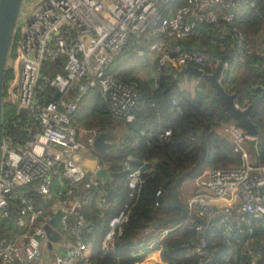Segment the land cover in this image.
<instances>
[{
	"label": "built area",
	"instance_id": "built-area-1",
	"mask_svg": "<svg viewBox=\"0 0 264 264\" xmlns=\"http://www.w3.org/2000/svg\"><path fill=\"white\" fill-rule=\"evenodd\" d=\"M173 1L39 0L32 14L19 12L14 30L22 33L17 56L13 59L10 51L6 62V71L13 72L14 78L5 85L3 103L11 101L16 112L11 119L2 118L1 123L0 217H9L13 208L20 231L13 239L0 240V264H93L96 230L86 211L108 206L100 189L103 182L96 176L106 165L98 159L93 167H87L75 158V154L84 157L82 150L95 148L94 140L102 132L78 128L72 122L83 97L97 89L112 117L133 121L135 91L108 73L128 42L143 36L153 39L149 62L154 61L152 88L156 89L163 73L189 66L202 70L200 66L208 59L184 49L180 42L203 24L231 26L234 10L244 0H188L171 9L168 6ZM234 39V51L222 62L220 79L233 78L234 69L242 68L250 50L241 32L236 31ZM223 131L239 154V165L204 169L185 201L186 219L159 230L146 242L149 253L160 254V241L186 225L194 237L184 246L198 257L197 264H210L213 252L209 240L214 227L222 235H243L264 226V165L254 164L248 150L249 144L256 149L257 138L247 136L233 123L225 125ZM169 134L168 130L161 132L158 139L166 140ZM143 164L128 172L130 197L142 182ZM29 186L33 195L26 193ZM126 208L111 220L107 241L121 232ZM57 216L61 225L53 228L50 221ZM47 228L58 231L57 240L49 239ZM35 235H40L39 241ZM148 235L146 230L142 234ZM245 253L250 264L261 258L251 246ZM135 264L164 263L160 258Z\"/></svg>",
	"mask_w": 264,
	"mask_h": 264
},
{
	"label": "trees",
	"instance_id": "trees-1",
	"mask_svg": "<svg viewBox=\"0 0 264 264\" xmlns=\"http://www.w3.org/2000/svg\"><path fill=\"white\" fill-rule=\"evenodd\" d=\"M187 2L174 0L168 7L176 9ZM234 13L231 26H197L180 44L188 51L216 50V56L200 66L210 74L216 68L218 56H229L234 51L236 31L248 39L250 50L245 56L242 72L232 87L224 89L227 93L237 94L239 106L250 108V118L260 134L256 149L249 144L248 150L254 164L264 165V56L261 55L264 53L261 39L264 36V0H244ZM152 40L149 36L131 39L108 72L115 81L135 91L137 102L133 121L112 117L97 89L83 97L72 117L78 128L98 129L111 135L110 147L102 152L92 149L109 172V179L100 186L108 206L101 211H86L96 230L91 255L93 264L140 262L148 252L146 242L160 228L176 226L170 224L167 227L161 223L154 226L155 222L179 213L167 204L176 178L183 176L178 183L179 189L186 178L194 181L206 168L231 167L240 163L230 136L223 131L225 125L237 123L226 117L224 101L216 96L204 79L196 78L185 70L167 72L159 77L158 87L152 88L153 80L146 77ZM194 78L198 84L192 86L190 83ZM173 100H178V103L174 105ZM166 130L170 132L168 138L159 140V133ZM145 162H151L152 166L141 174L142 182L129 199L125 210L127 219L121 225V232L107 241L111 220L121 214L130 196L128 172ZM31 189L32 186L27 187L26 193L33 195ZM34 199L37 200L35 196ZM10 212L9 217H0V240L13 239L20 231L15 221V210L11 208ZM145 230L150 235L142 236ZM213 232L209 240V249L213 252L210 264H250V257L245 253L248 246L261 253L257 264H264V226L243 235H222L217 227ZM193 237L194 232L186 225L170 231L160 241L163 263L197 264L198 257L184 246Z\"/></svg>",
	"mask_w": 264,
	"mask_h": 264
},
{
	"label": "water",
	"instance_id": "water-1",
	"mask_svg": "<svg viewBox=\"0 0 264 264\" xmlns=\"http://www.w3.org/2000/svg\"><path fill=\"white\" fill-rule=\"evenodd\" d=\"M23 0H0V131H1V123H2V109H3V89H4V77L6 73V62L10 54V49L12 46V41L14 37V30L16 27L18 15L22 6ZM190 20H193L192 18ZM198 52H202V49H197ZM226 55L217 57V65L214 71L210 74L205 73L204 71L197 69L196 67H186L185 71L191 73L196 78L204 79L215 91L216 96L223 100L225 103V115L227 118H232L236 121L237 125L240 126L245 134L252 138H257L260 134L259 129L256 124L250 118V108L249 107H239L236 105L237 94L235 93H227L224 87L220 83L221 70H222V62L227 58ZM111 135L107 132L99 133L94 140V147L102 152L106 148L111 146V142L109 139ZM152 166L151 162H145L140 167V172L146 171L148 168ZM96 176L101 178L102 182H106L109 179V172L107 168H101L96 171ZM183 178L180 176L176 178L173 186H172V194L171 199L167 201L168 206L171 208H175L179 210V213L176 216H172L166 218L163 221L155 222L156 226L158 223L162 225H170L181 224L187 217V206L184 201L181 200L179 195L178 183ZM260 196L262 193L260 191ZM130 196L126 201V205L128 204ZM124 208L121 212L123 213ZM120 214V215H121ZM58 222L59 216L55 218ZM46 232L50 240H57L59 233L57 230L52 228H47ZM36 241L40 240V235L34 236ZM51 243L49 241L48 247H50Z\"/></svg>",
	"mask_w": 264,
	"mask_h": 264
},
{
	"label": "rangeland",
	"instance_id": "rangeland-1",
	"mask_svg": "<svg viewBox=\"0 0 264 264\" xmlns=\"http://www.w3.org/2000/svg\"><path fill=\"white\" fill-rule=\"evenodd\" d=\"M37 2H39V0H23V3H22L20 11H22V12L25 11L27 16L32 14L34 12L33 6ZM18 19H19L18 20V22H19L20 18L18 17ZM21 35H22L21 31H18V32L14 33V37H13L14 45H12V47L10 49L11 54H12L11 56H12L13 59H15L16 56H17V46H18V43H19V41L21 39ZM261 39L263 40V45H264V36H262ZM215 53H217L216 50L212 51L210 49H206L204 52H202L200 54H202L205 59H210V58H212V56H216ZM261 55L264 56V53H261ZM148 64H149V69H148L146 77H148V79H150V78L152 79L153 75L155 74L154 67H153L154 61H150ZM12 78H14V73L13 72H6L5 73L3 98L7 97L5 85H6L7 81L9 79H12ZM190 84L192 86L198 84L197 79L194 78L191 81ZM15 112H16V107L14 106V104L11 101H9L8 103H3L2 118L11 119L15 115ZM220 131H221V129H220ZM115 132H116L117 136H120V132H118L117 130ZM80 138L85 140L86 139V135H80ZM81 153L84 156L83 158L81 157L80 154H75V158L77 160H79V161H82V160H84V162L87 161L86 162L87 165L85 164V166H87V167H89L88 166L89 164H92L91 167H93L94 164H95V160L99 159L98 155L92 149L82 150ZM194 182H195V180L193 181L192 178H186L182 182V184L180 185L179 194H180L181 200H183L184 202L186 201V199H187L188 195L190 194V192L193 191L192 189H193V186H194ZM50 224H51V226L53 228H59L60 225H61L55 219L51 220ZM168 226H171V225H167V227ZM162 229H164V228L162 227L159 230H162Z\"/></svg>",
	"mask_w": 264,
	"mask_h": 264
},
{
	"label": "crops",
	"instance_id": "crops-1",
	"mask_svg": "<svg viewBox=\"0 0 264 264\" xmlns=\"http://www.w3.org/2000/svg\"><path fill=\"white\" fill-rule=\"evenodd\" d=\"M223 38V36H222ZM243 68V67H242ZM242 68L241 67H236V69H234V77L233 78H221L220 79V83L224 88H229L232 87L234 85L235 80L237 79V77L240 75V73L242 72ZM87 161L83 163L84 165L86 164ZM87 165V164H86ZM92 164H89L88 166L91 167ZM160 259V254L155 251V252H146V254L143 256L142 261L144 262H154Z\"/></svg>",
	"mask_w": 264,
	"mask_h": 264
}]
</instances>
